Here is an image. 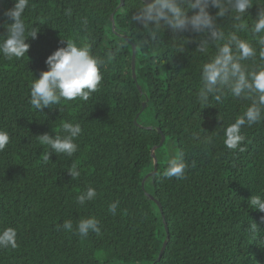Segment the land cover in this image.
I'll return each instance as SVG.
<instances>
[{"label":"trees","instance_id":"trees-1","mask_svg":"<svg viewBox=\"0 0 264 264\" xmlns=\"http://www.w3.org/2000/svg\"><path fill=\"white\" fill-rule=\"evenodd\" d=\"M253 2L241 21L249 30L239 35L258 48L250 28L264 0ZM119 3L29 0L22 19L26 35L38 30L37 38L26 39L30 47L21 58L0 55V130L10 137L0 151V229L15 228L18 245L0 248V264H264V212L248 204L252 195L264 194V120L242 127L245 151L228 149L223 129L250 101L225 90L219 101L210 96L208 105L200 103L201 65L214 46L205 55L195 51L200 33L165 29L159 43L145 47L142 25L128 22L140 0ZM13 6L14 0H0V35L12 22L5 12ZM217 23L233 31L229 18ZM174 35L187 38L185 51L178 52ZM66 39L88 43L106 61L102 81L87 100H62L38 111L29 103L31 83ZM148 107L153 123L145 127L139 117ZM65 122L82 126L77 152L68 157L50 150L45 161L48 148L37 135L62 134ZM161 134L156 172L142 185L154 169L151 149ZM165 144L189 164L184 178L163 175ZM73 165L81 173L76 179L68 172ZM88 187L97 197L79 205L76 198ZM114 201L115 215L108 210ZM89 216L98 220L101 235L76 232L78 221ZM65 220L72 221V231L63 229ZM254 222L258 229L251 231ZM164 224L167 243L156 260L167 237Z\"/></svg>","mask_w":264,"mask_h":264},{"label":"clouds","instance_id":"clouds-1","mask_svg":"<svg viewBox=\"0 0 264 264\" xmlns=\"http://www.w3.org/2000/svg\"><path fill=\"white\" fill-rule=\"evenodd\" d=\"M253 4V0H140L139 6L134 8L131 20H128L129 24L137 22L142 25L140 40L145 47L159 43L165 29H170L174 34L200 33L201 38L195 51L205 55H208L210 48L214 46L215 51L201 65L198 99L206 106L210 96H215L219 101L227 90L232 96L250 101L246 110L223 129L225 146L231 150L239 149L241 152L246 150L241 146L245 140L241 133L242 127L264 120V5H261L250 28L258 37L256 44L259 47L239 35L240 32L249 30V26L241 21ZM28 5L29 0H14V6L5 12L12 21L5 23L7 32L0 35V55L6 59L23 57L30 47L26 39L29 36L37 38L38 30H31L26 35L27 27L22 17ZM210 8L217 9L214 15ZM66 14L71 16V10H67ZM224 17L233 22V31L226 32L224 27L217 23V18ZM83 24L87 27V18ZM123 39L128 41L125 33ZM173 39L179 45L178 52L185 51L187 38L174 35ZM66 42L65 47L57 48L46 58L47 69L41 71L39 77L31 83L29 103L38 111L59 105L62 100H87L102 81V69L106 61L93 55L90 45L86 42L78 44L67 39ZM108 59L111 60L112 57L109 56ZM248 60H252L256 66L250 68L244 63ZM81 133L82 126L79 122H65L62 124V134L37 135L39 144L48 148L43 159L49 160L50 150L56 154L73 156L79 147L76 140ZM9 139V134L0 130V151L6 148ZM195 166L193 161L191 167ZM188 167L183 154H176L168 159L163 175L168 178H184ZM68 172L72 179L81 174L76 165L69 168ZM96 197L95 188L88 187L78 195L76 202L84 205ZM248 204L251 205L250 208L264 212V194L252 195ZM118 206L119 201L111 202L108 206L109 212L115 215ZM249 228L251 231L258 229L255 222ZM63 229L72 231V221L65 220ZM75 230L81 237H86L89 232L101 235V227L94 216L81 218ZM16 238L15 228L7 226L0 229V248H16Z\"/></svg>","mask_w":264,"mask_h":264},{"label":"water","instance_id":"water-1","mask_svg":"<svg viewBox=\"0 0 264 264\" xmlns=\"http://www.w3.org/2000/svg\"><path fill=\"white\" fill-rule=\"evenodd\" d=\"M145 2H148V0H145ZM122 4H123V0H120L119 6L122 5ZM110 19L112 20V15L110 16ZM131 47H132V53H131V69H132V74H133L134 79H135V73H134V69H135V44H132ZM137 87H138V89L140 90V86L137 85ZM144 107H145V102L142 103V108H144ZM134 122L136 123V120H135ZM158 131L160 132V129H158ZM164 138H165V136H164L163 134H161V139H160L158 145L153 146L152 149H151V156H152L153 161H154V169H153L150 173H148V174H146V175L144 176V178H143V180H142V185H143V183H144V180H145L147 177L154 175L155 172H156V169H157V159H156V157H155L154 151H155V149H156L158 146L162 145V143H163V141H164ZM148 196H149L151 199H153V197H152L151 195H148ZM157 204H158V206H159V208H160V210H161V206H160L159 202H157ZM164 226H165L166 234H167V226H166V224H164ZM167 238H168V234H167V237H166V239L164 240V242H163V244H162V246H161V248H160V251H159V254H158V257H157L156 260H159L160 257H161V255H162V253H163V251H164V249H165L166 243H167Z\"/></svg>","mask_w":264,"mask_h":264},{"label":"rangeland","instance_id":"rangeland-1","mask_svg":"<svg viewBox=\"0 0 264 264\" xmlns=\"http://www.w3.org/2000/svg\"><path fill=\"white\" fill-rule=\"evenodd\" d=\"M139 122L141 125L145 127H150L153 123V111L148 107L145 111L142 112V114L139 117ZM163 150L167 154V157L170 158L173 156L172 149L169 148L168 144H165L163 146Z\"/></svg>","mask_w":264,"mask_h":264}]
</instances>
